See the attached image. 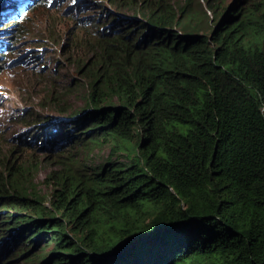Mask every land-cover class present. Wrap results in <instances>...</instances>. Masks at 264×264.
<instances>
[{
	"label": "trees",
	"instance_id": "obj_1",
	"mask_svg": "<svg viewBox=\"0 0 264 264\" xmlns=\"http://www.w3.org/2000/svg\"><path fill=\"white\" fill-rule=\"evenodd\" d=\"M108 1L67 141L0 161V264H264V0Z\"/></svg>",
	"mask_w": 264,
	"mask_h": 264
},
{
	"label": "rangeland",
	"instance_id": "obj_2",
	"mask_svg": "<svg viewBox=\"0 0 264 264\" xmlns=\"http://www.w3.org/2000/svg\"><path fill=\"white\" fill-rule=\"evenodd\" d=\"M78 1L79 6L75 8ZM201 1L202 5L197 6L202 11L207 6L205 0ZM235 1L222 0V4L226 6ZM98 3H105V7ZM107 8L113 9L108 0H77L74 3L73 0H55L51 10L41 6L29 10V15L24 14L32 18L24 31L19 32L17 27L9 31L16 37V43L11 57L7 55L0 60V83L8 93L3 95L4 109L0 110V161L7 158L12 161L16 156L27 159L32 153L36 158L47 160L54 153L56 138L67 141V137H58L69 128L63 130V124H69L87 105L85 96L90 79L79 67L89 61L92 50L91 45L81 39L88 27L104 29L110 26L113 15ZM80 18H89L91 22L87 26L79 21ZM6 22L10 23V28L13 26L11 21ZM2 26L4 22L0 20V28ZM26 57L32 61L23 66L19 61ZM7 61L16 63L6 65ZM40 130L50 133L43 131L37 135ZM64 145L69 146L66 142ZM110 151V146L96 148L88 153L89 159L91 163L105 162ZM56 159L55 151V167ZM52 165L47 161L39 164L35 175L39 189L44 192L49 191L43 180Z\"/></svg>",
	"mask_w": 264,
	"mask_h": 264
},
{
	"label": "clouds",
	"instance_id": "obj_3",
	"mask_svg": "<svg viewBox=\"0 0 264 264\" xmlns=\"http://www.w3.org/2000/svg\"><path fill=\"white\" fill-rule=\"evenodd\" d=\"M15 1H17L16 4ZM76 1L77 0H73V3ZM79 3L80 1L76 3L75 8H78ZM41 6H44L48 10H51L55 6V0H0V20L4 22V26L0 28V60L4 59L7 55H10L8 57L10 58L13 54V51L15 50L16 37L9 34V31H11V29H13L14 27L19 28L18 26L20 24H25V18L21 14L24 13L26 15H29V10L34 11ZM83 8H86V6H83ZM6 21H11L13 26L10 28V23H7ZM30 60L31 58L26 57L21 59L19 62L23 66H26ZM15 63L16 62H5L6 65H13ZM0 71H2L1 66ZM4 94H8L7 90L5 89V86L0 83V110L4 109L2 105ZM48 133L50 132H45V134ZM56 142H60V140L57 139Z\"/></svg>",
	"mask_w": 264,
	"mask_h": 264
},
{
	"label": "water",
	"instance_id": "obj_4",
	"mask_svg": "<svg viewBox=\"0 0 264 264\" xmlns=\"http://www.w3.org/2000/svg\"><path fill=\"white\" fill-rule=\"evenodd\" d=\"M133 244L132 243H128V242L125 243V244H123V245L121 244V246H120V252L121 253L125 252L129 247H132Z\"/></svg>",
	"mask_w": 264,
	"mask_h": 264
},
{
	"label": "bare ground",
	"instance_id": "obj_5",
	"mask_svg": "<svg viewBox=\"0 0 264 264\" xmlns=\"http://www.w3.org/2000/svg\"><path fill=\"white\" fill-rule=\"evenodd\" d=\"M15 3H17V1H15ZM21 15L24 16V13H22ZM24 18H25V19H24V22L26 23V21L28 20L29 16H28V17L25 16ZM25 166H26V165H25ZM28 167H29V166H28Z\"/></svg>",
	"mask_w": 264,
	"mask_h": 264
}]
</instances>
